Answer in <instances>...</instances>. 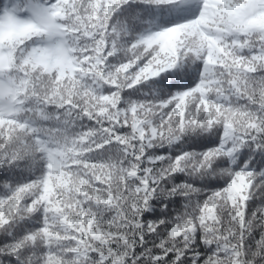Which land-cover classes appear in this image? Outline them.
Listing matches in <instances>:
<instances>
[{
	"label": "trees",
	"instance_id": "trees-1",
	"mask_svg": "<svg viewBox=\"0 0 264 264\" xmlns=\"http://www.w3.org/2000/svg\"><path fill=\"white\" fill-rule=\"evenodd\" d=\"M55 14L75 70L4 42L0 264H264V0H0Z\"/></svg>",
	"mask_w": 264,
	"mask_h": 264
},
{
	"label": "rangeland",
	"instance_id": "rangeland-1",
	"mask_svg": "<svg viewBox=\"0 0 264 264\" xmlns=\"http://www.w3.org/2000/svg\"><path fill=\"white\" fill-rule=\"evenodd\" d=\"M32 13L35 19L30 26L0 30V53L10 54L4 42L21 37H35L37 43L30 57L37 66L49 72H58L62 76L73 73V57L65 39L64 28L54 21L56 15L47 14L40 5H36ZM10 67L9 61L1 60L0 56V113L13 119L22 110L23 101L20 97L21 89L12 83Z\"/></svg>",
	"mask_w": 264,
	"mask_h": 264
}]
</instances>
